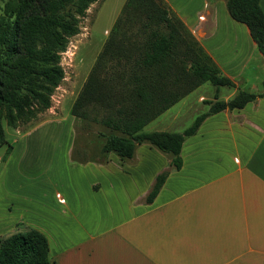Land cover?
Listing matches in <instances>:
<instances>
[{
    "label": "crops",
    "instance_id": "crops-1",
    "mask_svg": "<svg viewBox=\"0 0 264 264\" xmlns=\"http://www.w3.org/2000/svg\"><path fill=\"white\" fill-rule=\"evenodd\" d=\"M118 1L99 51L126 0ZM162 1L234 85L201 83L161 113L172 117L156 131L188 127L180 105L197 106L194 112L186 109L191 125L201 106L200 114L239 91L264 90V55L246 25L229 15L226 0ZM260 6L264 12V0ZM87 74L77 76L71 105ZM174 122L181 124L169 130ZM156 149L142 143L130 159L111 153L78 159L91 164L94 173L85 190L91 202L72 204L56 191L63 206L57 235L31 227L45 235L50 264H264V97L207 116L184 139L179 169L170 165L169 154L165 158ZM164 170L162 186L147 202L155 177ZM16 227L0 223V236Z\"/></svg>",
    "mask_w": 264,
    "mask_h": 264
},
{
    "label": "trees",
    "instance_id": "trees-1",
    "mask_svg": "<svg viewBox=\"0 0 264 264\" xmlns=\"http://www.w3.org/2000/svg\"><path fill=\"white\" fill-rule=\"evenodd\" d=\"M42 1L9 0L0 16V106L6 109L9 125H14L16 116L28 117L50 106L51 95L64 77L61 52L66 50L68 36L80 30L76 15L83 16L88 5L98 0ZM69 4L75 14L65 8ZM226 8L234 20L246 25L264 55L260 0H226ZM135 13L137 29L132 32L128 28L134 24ZM138 32L140 39L130 48V34ZM205 81L234 85L162 0H126L70 114L85 122L86 132H91L92 124L100 131V155L114 153L121 160L130 159L137 145L147 143L169 154L170 165L179 169L184 139L195 134L207 116L242 108L264 97V90L239 91L229 101H215L180 132L142 131L144 125ZM4 144L8 152L11 145L0 123V146ZM167 174L164 170L155 177L147 202L153 200ZM0 264H50L45 235L28 228L0 239Z\"/></svg>",
    "mask_w": 264,
    "mask_h": 264
},
{
    "label": "rangeland",
    "instance_id": "rangeland-1",
    "mask_svg": "<svg viewBox=\"0 0 264 264\" xmlns=\"http://www.w3.org/2000/svg\"><path fill=\"white\" fill-rule=\"evenodd\" d=\"M54 1L56 0H43L42 4ZM8 3L9 0H0V16L5 14ZM118 7V0H98L88 5L83 16L76 15L80 30L79 33L68 36L66 50L61 52L60 65L64 77L54 89L48 108L35 110L28 117L16 116L14 125H9L5 117L6 109L0 106V123L7 143L11 145L8 152L7 144L0 146V223L8 226L14 223V228L20 223L21 228L16 227V230L25 231L36 227L56 236L59 211L63 207L57 202L56 191L61 192L68 202H73L72 204L91 202L92 197L86 194L85 190L94 178V173L91 164H81L78 159L99 157L100 131L92 124L91 132H86L85 122L71 116L70 98L77 85V76L84 77L91 69L96 52L102 44L104 31L109 28ZM65 8L74 13L71 4ZM134 16V24L128 28L132 32L137 29V13ZM124 29L128 32L126 26ZM139 39V32L130 34V48ZM178 107H182L183 117L185 116L182 122L189 126L192 120L187 121L190 118L189 112H194L192 110L197 106ZM35 108L31 106V109ZM203 109L204 106H201L199 114L205 110ZM171 117V112L161 114L142 130H161L169 123L167 121ZM173 124L169 130L178 128L181 123ZM156 150L165 157L166 153ZM140 151V147H137L136 157H140ZM111 155L117 157L114 153ZM121 195L122 193L119 196ZM2 232L0 239L11 234Z\"/></svg>",
    "mask_w": 264,
    "mask_h": 264
}]
</instances>
